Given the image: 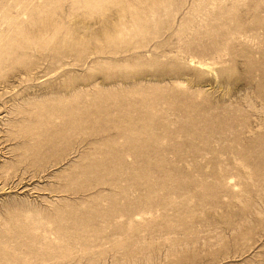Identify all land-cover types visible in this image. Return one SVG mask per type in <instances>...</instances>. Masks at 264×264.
Segmentation results:
<instances>
[{
    "label": "rangeland",
    "instance_id": "obj_1",
    "mask_svg": "<svg viewBox=\"0 0 264 264\" xmlns=\"http://www.w3.org/2000/svg\"><path fill=\"white\" fill-rule=\"evenodd\" d=\"M0 264H264V0H0Z\"/></svg>",
    "mask_w": 264,
    "mask_h": 264
},
{
    "label": "bare ground",
    "instance_id": "obj_2",
    "mask_svg": "<svg viewBox=\"0 0 264 264\" xmlns=\"http://www.w3.org/2000/svg\"><path fill=\"white\" fill-rule=\"evenodd\" d=\"M43 155H45V156H46V154H43Z\"/></svg>",
    "mask_w": 264,
    "mask_h": 264
}]
</instances>
